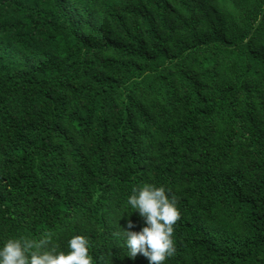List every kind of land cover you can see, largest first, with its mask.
Segmentation results:
<instances>
[{
    "label": "trees",
    "instance_id": "16d2710c",
    "mask_svg": "<svg viewBox=\"0 0 264 264\" xmlns=\"http://www.w3.org/2000/svg\"><path fill=\"white\" fill-rule=\"evenodd\" d=\"M142 184L177 198L164 264H264V0H0V247L148 264Z\"/></svg>",
    "mask_w": 264,
    "mask_h": 264
},
{
    "label": "clouds",
    "instance_id": "9594fccd",
    "mask_svg": "<svg viewBox=\"0 0 264 264\" xmlns=\"http://www.w3.org/2000/svg\"><path fill=\"white\" fill-rule=\"evenodd\" d=\"M164 186L142 184L132 189L128 204L143 219L139 232L122 230L128 256H144L148 264H164L175 254L174 226L180 219L177 198ZM135 225L129 220L126 229ZM53 233L44 232L39 239L26 237L7 239L0 247V264H94L89 255V240L74 235L67 241L68 251L59 250L52 241Z\"/></svg>",
    "mask_w": 264,
    "mask_h": 264
}]
</instances>
